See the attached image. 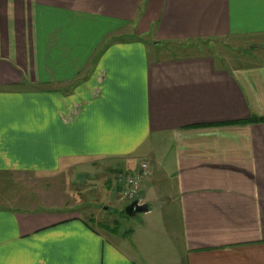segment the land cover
Returning a JSON list of instances; mask_svg holds the SVG:
<instances>
[{"label": "crops", "instance_id": "1", "mask_svg": "<svg viewBox=\"0 0 264 264\" xmlns=\"http://www.w3.org/2000/svg\"><path fill=\"white\" fill-rule=\"evenodd\" d=\"M141 37L258 49L222 65ZM104 158L149 165L152 239L0 208V264H264V0H0V174Z\"/></svg>", "mask_w": 264, "mask_h": 264}, {"label": "rangeland", "instance_id": "2", "mask_svg": "<svg viewBox=\"0 0 264 264\" xmlns=\"http://www.w3.org/2000/svg\"><path fill=\"white\" fill-rule=\"evenodd\" d=\"M141 38L152 55L154 48L150 45L151 42L147 37ZM257 49L246 38L225 37L173 42L163 45L162 48H155L154 51L158 58L215 56L220 64L225 65L232 63V59L237 62L243 58V54L256 52ZM122 163V160L117 159H96L83 168L54 176L0 174V208L63 209L68 215L80 214L110 239L117 240L114 231L126 236L135 234L129 239L134 240L137 237L139 246L140 241H150L152 236L143 232L145 217L142 213L129 216L126 212L130 203L127 200L122 201L123 187L119 177L127 173L122 171ZM148 222L153 224L152 220ZM162 260L158 259L160 263Z\"/></svg>", "mask_w": 264, "mask_h": 264}, {"label": "built area", "instance_id": "3", "mask_svg": "<svg viewBox=\"0 0 264 264\" xmlns=\"http://www.w3.org/2000/svg\"><path fill=\"white\" fill-rule=\"evenodd\" d=\"M151 170L147 163L140 164V167L135 172H128L119 177L121 186L123 187L122 197L129 203L135 201L142 192V189L150 179Z\"/></svg>", "mask_w": 264, "mask_h": 264}, {"label": "water", "instance_id": "4", "mask_svg": "<svg viewBox=\"0 0 264 264\" xmlns=\"http://www.w3.org/2000/svg\"><path fill=\"white\" fill-rule=\"evenodd\" d=\"M142 199L138 197L135 201L131 202L126 208V212L129 216H134L136 213L146 212L147 207L141 203Z\"/></svg>", "mask_w": 264, "mask_h": 264}, {"label": "trees", "instance_id": "5", "mask_svg": "<svg viewBox=\"0 0 264 264\" xmlns=\"http://www.w3.org/2000/svg\"><path fill=\"white\" fill-rule=\"evenodd\" d=\"M259 121H263V120H255V119L252 120V122H259ZM102 227H104V226L102 225Z\"/></svg>", "mask_w": 264, "mask_h": 264}]
</instances>
